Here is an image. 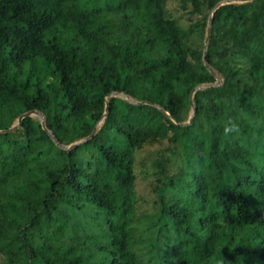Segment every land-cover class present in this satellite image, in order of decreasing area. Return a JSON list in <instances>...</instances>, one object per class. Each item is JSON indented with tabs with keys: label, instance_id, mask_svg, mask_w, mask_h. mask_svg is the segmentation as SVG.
Segmentation results:
<instances>
[{
	"label": "trees",
	"instance_id": "trees-1",
	"mask_svg": "<svg viewBox=\"0 0 264 264\" xmlns=\"http://www.w3.org/2000/svg\"><path fill=\"white\" fill-rule=\"evenodd\" d=\"M223 1L0 0V264H264V0L203 59Z\"/></svg>",
	"mask_w": 264,
	"mask_h": 264
},
{
	"label": "water",
	"instance_id": "water-1",
	"mask_svg": "<svg viewBox=\"0 0 264 264\" xmlns=\"http://www.w3.org/2000/svg\"><path fill=\"white\" fill-rule=\"evenodd\" d=\"M249 1H253V0H226V1H223V2H221V3H218V4H217V5L211 10V12H210V14H209V16H208V20H207V26H206V32H205V38H204V43H203V59L205 58V57H204V54H205L206 47H207L208 40H209V35H210V30H211V24H212V16H213L214 11H215L217 8H219L221 5H224V4H229V3H244V2H249ZM206 87H207V85H205V84H204V85H200V86L194 88V89L191 91V93H190V95H189V102H190V106H191V114H190V117H189V119H188V122H187V123H184V124H182V125L190 124L191 121H192L193 115H194V113H195V108H194V106H193V96H194L195 92L200 91V90H202V89H204V88H206ZM112 95H116V96H117V95H119V94L113 93ZM122 96H124V97H125L130 103H135V104H141V103H142V102H134L132 99H130V98H129L128 96H126V95H122ZM107 107H108V105H107V103H106L104 116L106 115ZM30 116H38L39 119L41 120V124H42V126H44V120H43V116L41 115V113H39V112H26V113L22 114L21 116H19V118L17 119L16 124L13 125V126L10 128L9 131L15 129L16 127H19V126L21 125V121H22V119L25 118V117H30ZM98 127H99L98 125L95 126V128H94L93 132L91 133V135L88 136L87 138H85L84 140H82L81 142H83V141H87L88 139H90V138L96 133ZM81 142H78L77 144H79V143H81ZM77 144H73V145L69 146L68 149H69L70 147L74 146V145H77Z\"/></svg>",
	"mask_w": 264,
	"mask_h": 264
},
{
	"label": "clouds",
	"instance_id": "clouds-1",
	"mask_svg": "<svg viewBox=\"0 0 264 264\" xmlns=\"http://www.w3.org/2000/svg\"><path fill=\"white\" fill-rule=\"evenodd\" d=\"M223 131H224L225 135H228L230 133L238 132L239 128L237 127V125L233 121L228 120L225 123Z\"/></svg>",
	"mask_w": 264,
	"mask_h": 264
},
{
	"label": "rangeland",
	"instance_id": "rangeland-1",
	"mask_svg": "<svg viewBox=\"0 0 264 264\" xmlns=\"http://www.w3.org/2000/svg\"><path fill=\"white\" fill-rule=\"evenodd\" d=\"M174 5H176L175 2L169 1L167 7L170 9Z\"/></svg>",
	"mask_w": 264,
	"mask_h": 264
}]
</instances>
